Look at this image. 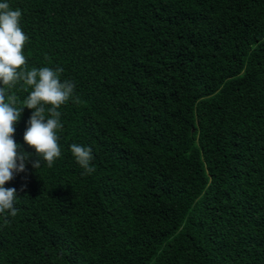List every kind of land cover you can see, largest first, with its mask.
<instances>
[{
	"label": "trees",
	"instance_id": "obj_1",
	"mask_svg": "<svg viewBox=\"0 0 264 264\" xmlns=\"http://www.w3.org/2000/svg\"><path fill=\"white\" fill-rule=\"evenodd\" d=\"M3 2L22 12V70L75 87L60 157L4 185L0 264H264V0ZM0 87L16 107L31 91ZM32 111L13 138L34 158Z\"/></svg>",
	"mask_w": 264,
	"mask_h": 264
},
{
	"label": "clouds",
	"instance_id": "obj_2",
	"mask_svg": "<svg viewBox=\"0 0 264 264\" xmlns=\"http://www.w3.org/2000/svg\"><path fill=\"white\" fill-rule=\"evenodd\" d=\"M21 15V10L10 9L7 2L0 3V85L11 89L19 81H23L24 86L31 87L22 107H16L18 97L14 94L7 95L6 100V89L0 87V214L8 211L11 216L17 214L14 207L17 190L4 185L13 178L14 172L25 171V162L30 159L33 169H37L42 161L51 167L55 159L60 157L57 129L62 128V124L59 121L61 113L57 109L72 97L75 87L68 80L61 82L59 74L62 73V68L22 70L27 63L23 48L28 37L19 25ZM47 105H50L47 108L50 118L45 116ZM23 107L33 110L23 133V141L35 150L34 158L32 153L25 152L13 138L14 125L18 122ZM70 150L85 170L82 175L95 171L90 167V147L72 144Z\"/></svg>",
	"mask_w": 264,
	"mask_h": 264
}]
</instances>
